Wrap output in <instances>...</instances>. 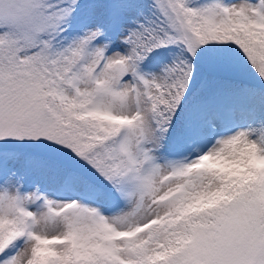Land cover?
Instances as JSON below:
<instances>
[{"label":"snow or ice","instance_id":"obj_1","mask_svg":"<svg viewBox=\"0 0 264 264\" xmlns=\"http://www.w3.org/2000/svg\"><path fill=\"white\" fill-rule=\"evenodd\" d=\"M0 264H264V0H0Z\"/></svg>","mask_w":264,"mask_h":264}]
</instances>
